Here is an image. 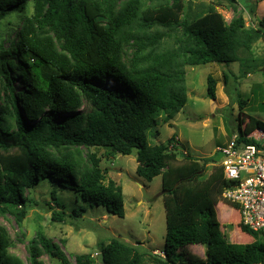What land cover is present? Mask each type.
Segmentation results:
<instances>
[{
  "label": "trees",
  "instance_id": "16d2710c",
  "mask_svg": "<svg viewBox=\"0 0 264 264\" xmlns=\"http://www.w3.org/2000/svg\"><path fill=\"white\" fill-rule=\"evenodd\" d=\"M154 1L0 0V38L14 36L7 37L9 48L0 44V215L13 216L21 228L26 193L48 181L123 219L122 188L100 165L136 151V175L147 182L161 177L165 258L113 238L97 244L95 257L74 255L75 264H99V255L102 264H264V236L244 226L237 207L222 198L229 185L219 159L191 156L175 136L166 144L147 142L149 133L158 137L152 130L160 117L166 123L185 107V67L246 65L238 52L264 40V20L246 27L240 14L226 23L216 7L235 13L236 0H216L193 13L185 0ZM250 1L256 7L264 0ZM206 83L207 99L215 100L217 81L208 75ZM243 125L239 118L238 142L258 144L249 136L264 132V123L248 117ZM50 196L63 210L53 190ZM221 202L238 214L249 244L224 239L215 211ZM56 214L60 222L66 217ZM12 245L0 224V264H24L9 253ZM193 245L204 248L203 259L184 252ZM27 253L28 264H44V256L70 264L41 232Z\"/></svg>",
  "mask_w": 264,
  "mask_h": 264
},
{
  "label": "rangeland",
  "instance_id": "374dc122",
  "mask_svg": "<svg viewBox=\"0 0 264 264\" xmlns=\"http://www.w3.org/2000/svg\"><path fill=\"white\" fill-rule=\"evenodd\" d=\"M169 1L155 0L153 5ZM185 1L186 8L193 13L200 7L215 3L216 0ZM234 7L235 13L233 9L226 7H216V10L224 17L226 23L240 14L245 20L246 27L257 25L258 21L264 20V1L255 7L250 0H236ZM251 7H255L254 15L250 12ZM3 30L6 31L5 24ZM7 37L14 40L12 32L0 38V44L4 48L10 47ZM170 44L171 42L168 41L167 45ZM238 56L246 65L231 63L186 66V105L172 120L165 123L162 117L158 119L157 127L152 132L158 131L159 135L154 139L149 133L148 144L150 146L166 144L172 136H175L191 156L220 159L216 149L229 143L235 136L234 131L239 118L244 125L248 117L264 123V77L260 73V71L264 73V67H260V62L264 60V40L259 39L249 52L239 51ZM208 75L217 81L215 100L206 97ZM224 75L228 76L227 83ZM16 86L17 90L23 88L19 82ZM237 94L241 96L240 99L246 101L241 108ZM101 152L98 151V155ZM100 166L106 171L107 180L114 181L122 188L125 210L123 219L107 213L102 207L82 201L72 190L45 181L26 193L27 214L21 228L18 227L13 216L0 215V224L8 231L13 244L9 253L21 259L24 264H28V244L39 232L62 247L70 264H75L74 255L92 254L95 257L99 251L97 244L99 242L106 244L113 238L136 246L143 252L153 251V254L157 255L158 252L163 251L165 211L160 198L161 177L147 182L136 175V151L129 156L116 155L110 160L102 159ZM209 172L210 170L205 175ZM51 190L63 205V210L54 206L50 196ZM80 209L83 210L80 217L75 219L67 217L72 210ZM61 211L66 212L62 222L58 220L56 214ZM215 211L221 233L228 243H250V237L237 227L238 214L234 210L221 202ZM184 252L200 259L204 258V248L201 246H189ZM42 261L44 264H60L51 261L47 256H44Z\"/></svg>",
  "mask_w": 264,
  "mask_h": 264
},
{
  "label": "built area",
  "instance_id": "2783aa9c",
  "mask_svg": "<svg viewBox=\"0 0 264 264\" xmlns=\"http://www.w3.org/2000/svg\"><path fill=\"white\" fill-rule=\"evenodd\" d=\"M249 138L258 144L239 143L235 135L216 149L219 166L229 185L222 198L237 207L244 226L264 236V132L255 131ZM157 255L165 258L163 251Z\"/></svg>",
  "mask_w": 264,
  "mask_h": 264
},
{
  "label": "water",
  "instance_id": "95a60500",
  "mask_svg": "<svg viewBox=\"0 0 264 264\" xmlns=\"http://www.w3.org/2000/svg\"><path fill=\"white\" fill-rule=\"evenodd\" d=\"M263 71H264V70H263ZM98 259H99V260H98V263H99V264H102V263H103V256H102V255H99V256H98Z\"/></svg>",
  "mask_w": 264,
  "mask_h": 264
}]
</instances>
